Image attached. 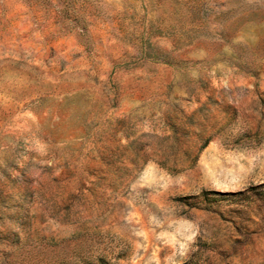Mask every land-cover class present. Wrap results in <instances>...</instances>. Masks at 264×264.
Listing matches in <instances>:
<instances>
[{
	"label": "rangeland",
	"instance_id": "1",
	"mask_svg": "<svg viewBox=\"0 0 264 264\" xmlns=\"http://www.w3.org/2000/svg\"><path fill=\"white\" fill-rule=\"evenodd\" d=\"M0 264H264V0H0Z\"/></svg>",
	"mask_w": 264,
	"mask_h": 264
},
{
	"label": "trees",
	"instance_id": "2",
	"mask_svg": "<svg viewBox=\"0 0 264 264\" xmlns=\"http://www.w3.org/2000/svg\"><path fill=\"white\" fill-rule=\"evenodd\" d=\"M191 165H192V164H191ZM191 165H190V166H191Z\"/></svg>",
	"mask_w": 264,
	"mask_h": 264
}]
</instances>
